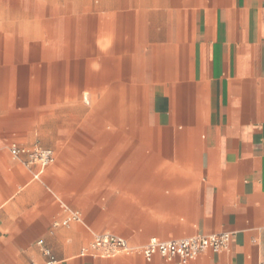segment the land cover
<instances>
[{
	"label": "crops",
	"instance_id": "crops-1",
	"mask_svg": "<svg viewBox=\"0 0 264 264\" xmlns=\"http://www.w3.org/2000/svg\"><path fill=\"white\" fill-rule=\"evenodd\" d=\"M47 6H0V15L57 13ZM61 11L67 27L49 28L48 41L37 30L4 36L0 264H48L37 240L49 264H175L80 250L100 232L138 246L223 231L234 233L228 249L188 264H264V0H66ZM25 58L60 62L48 92L13 79ZM10 86L22 101L72 99L73 119L50 115L40 142L25 107L5 103ZM11 144L50 148L55 160L35 176L39 166ZM92 165L102 186L90 200ZM73 211L79 218L62 224ZM116 220L128 228L103 229Z\"/></svg>",
	"mask_w": 264,
	"mask_h": 264
},
{
	"label": "rangeland",
	"instance_id": "rangeland-1",
	"mask_svg": "<svg viewBox=\"0 0 264 264\" xmlns=\"http://www.w3.org/2000/svg\"><path fill=\"white\" fill-rule=\"evenodd\" d=\"M34 0H0V6L1 7H21L24 5L27 6ZM77 1V0H75ZM41 4L44 7H48V3L52 6H56L57 13L56 14H47V10H42L38 14H35L32 10L30 13H24V14H3L0 15V53L2 52L4 43V36L7 33H11L13 36L17 35L18 33L25 31L32 32L33 30H37L39 34L42 35L40 41L45 39V41H48V33L47 31L49 28H66V16L65 14L61 13V8L66 3V0H40ZM30 11V10H29ZM70 22V21H69ZM3 24V25H2ZM80 22H74L72 25V28H80ZM1 26H5L7 28H2ZM68 28H71L70 25ZM11 35V36H12ZM40 35V36H41ZM63 36V32L61 33ZM3 36V37H2ZM31 42V40H28ZM60 60V59H59ZM61 64L59 61H55L53 64H49L47 59H36L35 61H30L28 58H25L24 64L22 68L14 73L15 78H13L15 81H20V84L22 85V90L24 92L30 91L31 92H39L43 93L44 89L48 92V88L50 87V79L51 77L54 79L58 76H60L61 72ZM60 70V71H59ZM18 79V80H17ZM12 81V80H11ZM20 89V88H19ZM40 89H42L40 91ZM18 92V90L14 86H10L5 89L3 92L5 99V103L7 105L15 107V105L24 106L25 107V114L27 116L26 118V124L33 128L34 132L38 131L40 128L48 129L50 126L49 123V117L50 115H57L58 123L63 122L64 120L71 121L73 117L71 118V113L65 112L66 105H69L72 102V99L66 98V97H50L47 95H34L29 98L25 97L23 98V101L21 100L20 95H15ZM46 92V93H47ZM8 94H10L8 96ZM19 108V107H17ZM20 109V108H19ZM57 110L56 113L54 111ZM138 120L141 118L140 114V107L138 105ZM73 116V115H72ZM80 121V120H79ZM37 129V130H36ZM36 134V133H35ZM36 137L40 142H42V139L40 137L39 131L38 134H36ZM38 143V141L36 142ZM40 144V143H38ZM57 158V157H56ZM73 163V162H70ZM96 164V162H94ZM93 164V165H94ZM93 165L89 168V184H88V192L87 196L88 199H94L98 194L95 192L100 186H98V180H97V172L92 173V169L94 168ZM75 169V166H73ZM48 169V168H47ZM73 169V171H75ZM89 211L92 213L93 210ZM107 214H111L113 211L112 209H104L103 210ZM125 211V210H124ZM127 215V212L125 211L123 213V217ZM128 228L127 224L120 223L118 220H116V223H112L109 226L104 227L103 229H109L113 230L115 232H118L119 229ZM103 229H95L103 230ZM119 233V232H118Z\"/></svg>",
	"mask_w": 264,
	"mask_h": 264
},
{
	"label": "built area",
	"instance_id": "built-area-1",
	"mask_svg": "<svg viewBox=\"0 0 264 264\" xmlns=\"http://www.w3.org/2000/svg\"><path fill=\"white\" fill-rule=\"evenodd\" d=\"M9 150L13 156H25L23 159L25 164H37L39 171L35 176H38L55 160L53 150L38 145L26 147L11 144ZM78 218L79 214L73 211L62 221V224ZM233 234L231 231H223L209 234L200 233L170 240L151 238L145 244L136 246L114 233L100 232L95 233L89 244L81 248L80 254L111 257L118 254L140 252L146 260H151L154 255H159L166 260H174L175 264H188L190 260L207 250L219 252L228 249ZM37 243L41 245L42 252L48 256L47 263L54 262V257L50 250L42 245V241L37 240Z\"/></svg>",
	"mask_w": 264,
	"mask_h": 264
},
{
	"label": "bare ground",
	"instance_id": "bare-ground-1",
	"mask_svg": "<svg viewBox=\"0 0 264 264\" xmlns=\"http://www.w3.org/2000/svg\"><path fill=\"white\" fill-rule=\"evenodd\" d=\"M86 101V100H85ZM80 105V104H79ZM81 107V106H80Z\"/></svg>",
	"mask_w": 264,
	"mask_h": 264
}]
</instances>
